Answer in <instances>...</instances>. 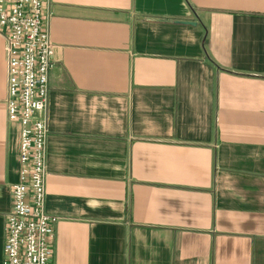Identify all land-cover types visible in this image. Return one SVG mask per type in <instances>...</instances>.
Instances as JSON below:
<instances>
[{"label":"crops","instance_id":"obj_1","mask_svg":"<svg viewBox=\"0 0 264 264\" xmlns=\"http://www.w3.org/2000/svg\"><path fill=\"white\" fill-rule=\"evenodd\" d=\"M45 20L50 264H264V0H45ZM5 33L0 264L19 178Z\"/></svg>","mask_w":264,"mask_h":264},{"label":"built area","instance_id":"obj_2","mask_svg":"<svg viewBox=\"0 0 264 264\" xmlns=\"http://www.w3.org/2000/svg\"><path fill=\"white\" fill-rule=\"evenodd\" d=\"M6 30L8 118L19 124V178L6 220L4 264H50L52 227L46 209L49 74L55 45L45 20V0H0Z\"/></svg>","mask_w":264,"mask_h":264},{"label":"water","instance_id":"obj_3","mask_svg":"<svg viewBox=\"0 0 264 264\" xmlns=\"http://www.w3.org/2000/svg\"><path fill=\"white\" fill-rule=\"evenodd\" d=\"M190 23H192V22H190Z\"/></svg>","mask_w":264,"mask_h":264}]
</instances>
